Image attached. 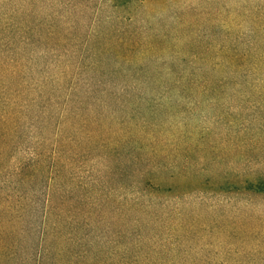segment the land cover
Masks as SVG:
<instances>
[{"label": "rangeland", "instance_id": "rangeland-1", "mask_svg": "<svg viewBox=\"0 0 264 264\" xmlns=\"http://www.w3.org/2000/svg\"><path fill=\"white\" fill-rule=\"evenodd\" d=\"M0 13L42 36L0 41V188L20 222L0 264H264V0Z\"/></svg>", "mask_w": 264, "mask_h": 264}, {"label": "trees", "instance_id": "trees-1", "mask_svg": "<svg viewBox=\"0 0 264 264\" xmlns=\"http://www.w3.org/2000/svg\"><path fill=\"white\" fill-rule=\"evenodd\" d=\"M10 12L12 13V10ZM11 13L9 16H13V14H11ZM0 16H3V15L0 13ZM28 18H30V16H28ZM26 25H27V22H25V21L18 22V23L8 22L7 24H0V41H4V44H6V42L13 41L12 38L14 36L16 37V36L22 35L21 39L24 40V39H26L25 35H29V39H32L34 42L38 43L42 37L41 31H37V33H35V34L30 32L31 35L26 34V32H27L25 30ZM42 25H44V23H42ZM45 37L49 41L54 40V36L51 33H49L48 36H45ZM3 48H5V45H0V50H3ZM236 61L238 63L242 64V60H239V56L233 55L231 58V62L234 63ZM4 90H6L4 87L0 88V106L3 105V107L7 106L6 101H5L7 99V97L4 94L5 93ZM2 102H3V104H1ZM5 109L7 111L6 113L4 111L0 112V138L1 137H4V138L7 137L8 134L6 132L9 131V129L7 128V121L11 119L9 117L10 106H7V108L5 107ZM4 155H5L4 147L0 146V161H2V159L4 158ZM23 176H26V175L24 174ZM2 188H0V233L2 236H8L9 241L6 243L8 244V246H10V243L15 241L14 235L16 234V231L14 229L20 225V222L17 219L19 217V216H17L18 214H15V210H13V205L15 202L11 201L10 196L3 197V195H1ZM257 191H258V193H264V190L260 189V187L258 188ZM21 204L25 206V204H23V203H21ZM60 209H61V206H56L55 208L51 207L49 210V216H46V219L50 220V216H55V217L60 216V214H61ZM16 216H17V218H16ZM48 228H50V230L59 229L60 228V220H56V222H53V224L50 222V224L48 225ZM48 228L44 229L45 230L44 233H46ZM70 240H71V238H70ZM44 242L48 243L47 240H45ZM74 242L80 243V239H78ZM4 243H5L4 239L3 238L0 239V246L1 245L4 246ZM1 258H4V256H2L0 254V260H1Z\"/></svg>", "mask_w": 264, "mask_h": 264}]
</instances>
